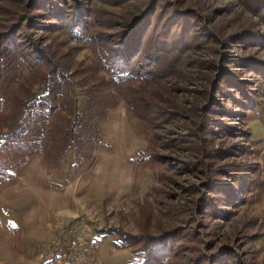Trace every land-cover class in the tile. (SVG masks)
I'll use <instances>...</instances> for the list:
<instances>
[{
  "label": "trees",
  "instance_id": "1",
  "mask_svg": "<svg viewBox=\"0 0 264 264\" xmlns=\"http://www.w3.org/2000/svg\"><path fill=\"white\" fill-rule=\"evenodd\" d=\"M130 1L0 0V185L11 182L39 153L53 165L67 158L76 167L90 164L101 142L99 121L119 93L150 134L132 159L135 171L149 168L154 173L156 183L146 197L159 200L162 188L176 183L171 175L176 167L198 176L202 189L191 182L189 199L182 204L165 196L160 203L168 212L158 211L166 214L165 224L147 204L139 207V234L107 231L117 230L121 246L132 249L131 264H230L239 259L236 249L213 250L204 237L209 231L200 232L195 225L202 224L200 215L229 220V207L242 204L246 192L260 183L230 150L213 145L219 133L247 136L242 125L246 111L257 104L256 90L249 77L235 70L264 77V61L226 50L228 40L205 22L199 24L200 15L180 9L176 1L147 0L123 10ZM58 32L89 44L91 62L74 60V47L58 41ZM259 36L244 31L234 38L247 47L262 43ZM211 40L225 47L220 58L209 62L217 72L205 88V102L190 113L168 79L181 73L190 50ZM222 96L229 106L221 103ZM179 121L183 127H177ZM182 128L185 133L179 132Z\"/></svg>",
  "mask_w": 264,
  "mask_h": 264
},
{
  "label": "rangeland",
  "instance_id": "2",
  "mask_svg": "<svg viewBox=\"0 0 264 264\" xmlns=\"http://www.w3.org/2000/svg\"><path fill=\"white\" fill-rule=\"evenodd\" d=\"M166 1H176L182 10L196 11L200 15L199 24L205 22L217 30L223 40H228L226 50L237 55H253L264 61V0ZM146 2L131 0L123 10L143 6ZM244 31L257 32L262 43L247 47L240 45L234 37ZM58 37V41L74 47V60L91 62L89 44L73 41L63 32H58ZM223 47L225 45L219 46L211 40L193 48L186 54L181 73L168 79L178 102L190 113L195 106L201 108L205 102V88L217 72L209 62L212 57L220 58ZM223 65L229 69L232 67V64ZM237 72L241 77H249L251 88L256 90L257 104L254 109L246 111L242 125L247 136L232 138L219 133L213 146L230 150L233 159L252 170L246 172L249 177L260 179V185L257 182L246 192L242 204L229 207L233 211L229 220L200 215L198 218L202 224L195 227L200 232L209 231L204 237L213 250L219 248L221 252H228L229 247L236 249L239 259H230V264H264V77L259 72L235 70ZM226 90L237 96L232 88L224 87L223 91ZM221 99V103L230 105V100L223 96ZM99 127L101 142L92 151L90 164L76 167L67 158L61 165H53L45 161L43 153H39L29 159L11 182L0 185V256L4 254L14 263L17 259L13 255L20 253L19 262H22V254L27 251L29 255L24 256L26 264H131L132 249L121 246L117 230L110 233L107 228H121L125 233L139 234V207L142 209L149 204L154 214L160 210L168 212L160 203L165 196L172 204H182L189 199L186 187L191 182H196L202 189L198 176L185 174L176 167L171 174L176 183L166 184L162 188L163 195L156 202L152 196L146 197L156 183L154 173L149 168L135 171L132 159L146 147L150 134L143 132L121 94L116 93V104L107 110ZM177 127H183V122L179 121ZM179 132L186 131L182 128ZM163 153L172 152L165 150ZM171 155L178 156L175 152ZM181 186L185 187L184 190ZM161 219L165 224L167 216L158 212L157 220ZM62 223L60 234L52 237V229ZM66 227L75 229L74 232L83 230L98 241L100 248L89 262L83 252L78 257H63L57 261L55 239L60 236L65 243L69 235ZM37 228H40L38 232ZM41 253L45 254L41 256Z\"/></svg>",
  "mask_w": 264,
  "mask_h": 264
},
{
  "label": "built area",
  "instance_id": "3",
  "mask_svg": "<svg viewBox=\"0 0 264 264\" xmlns=\"http://www.w3.org/2000/svg\"><path fill=\"white\" fill-rule=\"evenodd\" d=\"M68 229L69 235L67 236L65 243L62 239H60V236L55 239L57 242L54 250L59 259L57 261H60L63 257L66 259L78 257L79 254L83 252L86 256L85 260L89 262V260L94 257V254H96L99 250L100 245L98 241L94 240L90 234L86 235L83 233V230L82 232H74L75 229L67 228V231ZM44 254L45 253H41V256Z\"/></svg>",
  "mask_w": 264,
  "mask_h": 264
},
{
  "label": "crops",
  "instance_id": "4",
  "mask_svg": "<svg viewBox=\"0 0 264 264\" xmlns=\"http://www.w3.org/2000/svg\"><path fill=\"white\" fill-rule=\"evenodd\" d=\"M42 220H43V219H41V221H42ZM41 221H40V222H41ZM42 223H44V221H43ZM44 227H45V225H44ZM62 227H63V223H62L59 227H54V229H52V231H53V236H52V237L58 236V235L60 234V232H61V228H62ZM39 229H40V228H37V232L39 231ZM99 248H100V247H99ZM12 255H13V254H12ZM22 255H23V259H24L22 262H19V259H20L21 254H20V253H17L16 255H13V256L16 257L17 262L11 263V261L9 260V257H7V256H5L4 254H2V255L0 256V264H26L24 256L29 255V254H28L27 251H25ZM51 263H52V264H55V263H53V262H51ZM56 264H57V263H56Z\"/></svg>",
  "mask_w": 264,
  "mask_h": 264
}]
</instances>
